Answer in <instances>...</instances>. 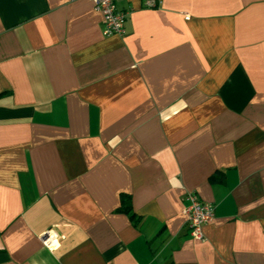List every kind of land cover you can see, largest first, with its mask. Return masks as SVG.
<instances>
[{
    "label": "crops",
    "instance_id": "crops-1",
    "mask_svg": "<svg viewBox=\"0 0 264 264\" xmlns=\"http://www.w3.org/2000/svg\"><path fill=\"white\" fill-rule=\"evenodd\" d=\"M160 1L0 0V264H264V0Z\"/></svg>",
    "mask_w": 264,
    "mask_h": 264
},
{
    "label": "built area",
    "instance_id": "built-area-1",
    "mask_svg": "<svg viewBox=\"0 0 264 264\" xmlns=\"http://www.w3.org/2000/svg\"><path fill=\"white\" fill-rule=\"evenodd\" d=\"M94 8L101 14L103 19L102 33L105 36L125 33V21L127 11L117 8L116 0H92ZM160 0H144L145 6L160 4ZM188 18V17H186ZM183 213L186 217V225L190 235L198 240H203V226L214 217V204L199 198L194 190H187L184 193Z\"/></svg>",
    "mask_w": 264,
    "mask_h": 264
},
{
    "label": "trees",
    "instance_id": "trees-1",
    "mask_svg": "<svg viewBox=\"0 0 264 264\" xmlns=\"http://www.w3.org/2000/svg\"><path fill=\"white\" fill-rule=\"evenodd\" d=\"M122 209L128 213L130 216L133 215V211L131 210L129 198L125 195L122 196Z\"/></svg>",
    "mask_w": 264,
    "mask_h": 264
}]
</instances>
